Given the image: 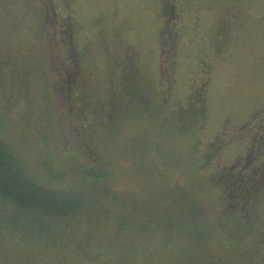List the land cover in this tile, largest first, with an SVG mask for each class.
Masks as SVG:
<instances>
[{"label":"rangeland","instance_id":"1","mask_svg":"<svg viewBox=\"0 0 264 264\" xmlns=\"http://www.w3.org/2000/svg\"><path fill=\"white\" fill-rule=\"evenodd\" d=\"M53 1L72 29L78 129L56 88L66 46L46 39L42 0H0V137L56 189L87 171L86 144L107 170L105 198L98 215L42 221L57 235L0 225V264H264V228L261 241L222 232L209 179L243 164L259 128L246 167L264 170V0Z\"/></svg>","mask_w":264,"mask_h":264},{"label":"trees","instance_id":"2","mask_svg":"<svg viewBox=\"0 0 264 264\" xmlns=\"http://www.w3.org/2000/svg\"><path fill=\"white\" fill-rule=\"evenodd\" d=\"M54 4L53 0H42L40 8H42L43 33L46 34V39L54 36L56 41L58 39L62 42V45L66 46L64 70L67 77L64 79L60 71L57 70L55 73L60 79L57 81L58 87L56 88L59 91L60 98L65 94L66 97L68 96L65 103L72 120V131L76 132L80 117L83 115V110L77 105L76 100L83 97L81 94L75 93L76 54L73 46L69 43L72 29L70 23L66 21V15H61L59 18L60 14L57 15ZM48 28L53 31L51 36ZM5 35L6 33L3 37ZM48 44L47 46H49ZM6 46H9L8 51L12 52L11 42ZM47 46L46 50L48 52ZM51 59H53V56L49 54V62ZM189 114H192V112L187 111L184 113L182 119L185 117L191 118L192 115ZM259 131L252 134V140L248 145L243 164L234 163L229 168L210 173L209 176L213 183L222 188L220 195L221 200H223V207L218 221L221 231L234 240L256 237L261 241L262 238V229L264 228V170L254 169L248 171L246 167L249 166L252 158L250 154L254 155L256 152V146L261 136ZM85 146L86 144L84 147L80 146L79 149L83 156L91 160L87 171L82 173V177L80 176L79 182L76 183L77 185L74 184L70 187L71 189H56L43 186L34 181L25 171L23 164L12 148L0 137V201L3 204L2 208L8 212L4 215L0 214V225L25 232L37 231L40 234L55 232L54 234L57 235V230L54 231L50 223L49 226H42V221L49 220L53 222L55 219L71 218L79 213H84L86 218L98 215L97 205L103 201L104 196L99 194L100 190L96 187V183L101 182L100 179H105L108 174L103 166L98 167L93 164L94 155L90 153V148ZM209 156L210 154H207V160ZM91 205H95L93 210L90 209ZM127 208L128 206L120 209L125 214L124 221L129 214ZM121 211L117 212L121 214ZM184 223L185 228L189 229L190 233L194 232V234L197 232V228L201 227V224H197V221L193 219H185ZM41 235L50 236L47 234ZM263 247L264 245L260 244L259 249L263 250Z\"/></svg>","mask_w":264,"mask_h":264}]
</instances>
